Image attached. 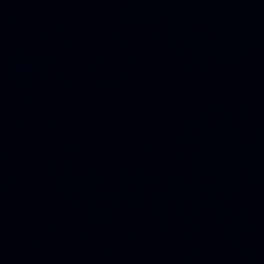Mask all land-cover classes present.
<instances>
[{"label":"water","instance_id":"95a60500","mask_svg":"<svg viewBox=\"0 0 264 264\" xmlns=\"http://www.w3.org/2000/svg\"><path fill=\"white\" fill-rule=\"evenodd\" d=\"M0 264H264V0H0Z\"/></svg>","mask_w":264,"mask_h":264}]
</instances>
